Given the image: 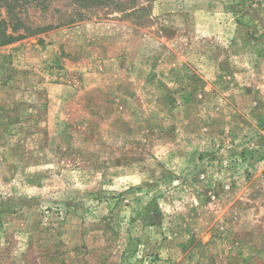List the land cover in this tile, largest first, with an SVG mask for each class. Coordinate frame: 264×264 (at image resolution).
<instances>
[{"label": "rangeland", "instance_id": "obj_1", "mask_svg": "<svg viewBox=\"0 0 264 264\" xmlns=\"http://www.w3.org/2000/svg\"><path fill=\"white\" fill-rule=\"evenodd\" d=\"M102 2L0 46V264H264V0Z\"/></svg>", "mask_w": 264, "mask_h": 264}, {"label": "trees", "instance_id": "obj_2", "mask_svg": "<svg viewBox=\"0 0 264 264\" xmlns=\"http://www.w3.org/2000/svg\"><path fill=\"white\" fill-rule=\"evenodd\" d=\"M52 0H0V46L7 45L16 39H24L33 33L46 31L52 29V24L28 23L26 20L27 11L30 9H39L41 11H48L49 4ZM88 5H103V0H79ZM132 9L129 11L138 12L141 8L134 7V3H129ZM4 10V13L2 11ZM80 15L76 19H65L62 22L63 26L71 24L77 19L82 18Z\"/></svg>", "mask_w": 264, "mask_h": 264}]
</instances>
